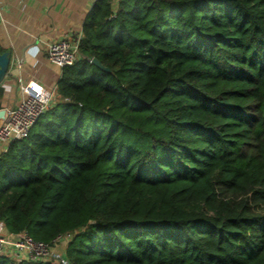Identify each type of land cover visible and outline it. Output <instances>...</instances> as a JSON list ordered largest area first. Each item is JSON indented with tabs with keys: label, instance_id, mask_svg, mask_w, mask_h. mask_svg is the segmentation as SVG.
Listing matches in <instances>:
<instances>
[{
	"label": "trees",
	"instance_id": "16d2710c",
	"mask_svg": "<svg viewBox=\"0 0 264 264\" xmlns=\"http://www.w3.org/2000/svg\"><path fill=\"white\" fill-rule=\"evenodd\" d=\"M79 49L0 152L1 231L70 233V264H264V0H98Z\"/></svg>",
	"mask_w": 264,
	"mask_h": 264
},
{
	"label": "crops",
	"instance_id": "0c3cea01",
	"mask_svg": "<svg viewBox=\"0 0 264 264\" xmlns=\"http://www.w3.org/2000/svg\"><path fill=\"white\" fill-rule=\"evenodd\" d=\"M97 1L0 0V47L11 57L9 72L0 83V110L15 108L24 96L21 87L31 83L52 92L54 101L62 68L48 59V45L81 39ZM112 1L117 9L119 3Z\"/></svg>",
	"mask_w": 264,
	"mask_h": 264
},
{
	"label": "built area",
	"instance_id": "2783aa9c",
	"mask_svg": "<svg viewBox=\"0 0 264 264\" xmlns=\"http://www.w3.org/2000/svg\"><path fill=\"white\" fill-rule=\"evenodd\" d=\"M120 2L121 0H115ZM80 39L71 42L62 39L48 45L47 57L55 65L66 67L73 65L81 57ZM91 62V59L89 60ZM24 94L21 102L15 107L5 109L0 118V146L6 151L8 144L16 139L29 135L36 121L52 104V92L42 85L31 83L23 85ZM72 238V234H61L51 243L34 240L27 232L18 234L2 232L0 229V256H9L18 260H43L52 264H70L65 256L58 252Z\"/></svg>",
	"mask_w": 264,
	"mask_h": 264
},
{
	"label": "water",
	"instance_id": "95a60500",
	"mask_svg": "<svg viewBox=\"0 0 264 264\" xmlns=\"http://www.w3.org/2000/svg\"><path fill=\"white\" fill-rule=\"evenodd\" d=\"M91 63L96 65L101 70L105 72H109V69L104 67L98 59L92 58ZM10 64H11L10 53L7 51L1 53L0 54V83L4 80L7 73L9 72ZM4 114H5V110H0V118L4 116Z\"/></svg>",
	"mask_w": 264,
	"mask_h": 264
},
{
	"label": "rangeland",
	"instance_id": "374dc122",
	"mask_svg": "<svg viewBox=\"0 0 264 264\" xmlns=\"http://www.w3.org/2000/svg\"><path fill=\"white\" fill-rule=\"evenodd\" d=\"M67 245V244H66ZM66 245H64V246H62L60 249H58V253L59 254H61V255H63V254H65V256H66V253H65V249H66Z\"/></svg>",
	"mask_w": 264,
	"mask_h": 264
}]
</instances>
